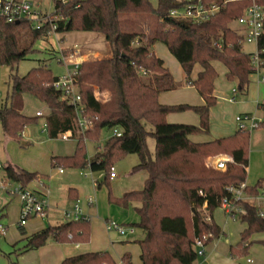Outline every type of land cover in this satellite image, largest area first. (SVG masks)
Segmentation results:
<instances>
[{
  "label": "trees",
  "instance_id": "1",
  "mask_svg": "<svg viewBox=\"0 0 264 264\" xmlns=\"http://www.w3.org/2000/svg\"><path fill=\"white\" fill-rule=\"evenodd\" d=\"M176 6L175 0H159L156 8L149 0H54V15L58 19L40 30H35L31 23H9L0 16L1 66L14 68L32 52L31 48H20L22 31L30 32L34 40L47 37L52 27H56L55 33L91 32L104 36L110 44L111 56L83 62L78 76L84 115L92 120V129L84 134L78 132L74 110L53 89L58 77L47 66L34 68L21 78L12 77L8 98L0 108V125L8 138L20 140L25 128L41 118L23 114L22 96L28 94L45 103L50 110L46 117L48 137L57 140L60 135L73 132V139L77 140L74 154L52 158L53 166L102 171L105 175L97 183L98 188L110 185L117 162L137 155L139 164L134 171H145L148 175L144 188L127 192L121 198L109 194V202L123 208L138 204L134 208L139 219L135 226L144 233V238L136 241L141 264H195L198 261L195 241L200 239L207 245L220 236L219 227L212 221L213 213L220 208L228 187L246 183L249 166L251 131L238 130L233 136L207 143L189 139L210 131V111L217 104L215 62L223 64L226 79L236 84L241 95L249 90L250 78L255 74L251 55L243 51L240 36L229 28L248 4L231 3L203 24L169 19L170 9ZM122 15L154 17L153 32L145 37L139 31H123ZM159 43L179 62L187 82L197 90L204 105L170 106L159 102L160 94L178 88L165 62L153 52L154 45ZM259 50L264 60V36L259 41ZM196 65L201 71L192 80ZM91 82L106 84L108 96L104 100L95 98ZM187 111L199 116L198 127L167 122L168 115ZM114 129L122 133L121 137L112 135L88 158L86 143H99L103 130ZM150 137L156 140L154 155L147 145ZM222 155L229 159L225 170L209 162L210 158ZM3 177L23 189L45 178L10 164L4 165ZM263 189L264 180H260L255 186H247L246 193L257 196ZM242 208L245 215L240 220L246 227L239 242L230 247L233 260L247 256L253 237L264 234L259 208L248 202H243ZM206 215L210 222L205 221ZM6 218L5 209L0 210V225L7 230L3 224ZM19 230L26 236L22 226ZM90 235L91 222L87 218L50 226L23 239L26 244L17 257L51 242L86 243ZM121 260L123 264H132V255L126 253ZM61 264L118 263L108 252H91L67 258Z\"/></svg>",
  "mask_w": 264,
  "mask_h": 264
},
{
  "label": "rangeland",
  "instance_id": "2",
  "mask_svg": "<svg viewBox=\"0 0 264 264\" xmlns=\"http://www.w3.org/2000/svg\"><path fill=\"white\" fill-rule=\"evenodd\" d=\"M32 2L34 4V9L40 10L44 15H54V0H32ZM149 2L154 8L159 4V0H149ZM120 20L123 31H139L144 33L145 37L151 35L156 23L155 18L148 15H122ZM229 28L232 30H239L240 25L237 22H232L230 23ZM19 42L22 50L31 48L32 52L29 53L24 61L20 62L18 66L14 68L0 65V108L8 98L13 76H18L20 78L24 77L30 70L40 66H47L52 70L55 77L59 78L65 75L67 72L66 61L60 62L59 60L62 57V52L67 55L66 50H79L83 56V62L105 59L112 54L111 46L106 42L104 36L91 32L73 31L68 33H50L47 37L34 40L33 35L30 32L22 31L19 35ZM157 46L159 49L158 54L161 56L160 58L165 60V64L169 67L170 71L176 76L178 75V72L181 71L183 75L184 72L181 70L179 62L171 55L167 47L160 43L157 44ZM242 49L246 54H252L256 50L255 46L247 43L242 46ZM170 58L172 59L171 63ZM214 65L218 73L215 82L216 91L220 92L221 97L227 102V98H232L233 90L238 91L237 86L235 83L229 82L226 79V69L223 64L215 62ZM199 69V65L194 67L191 79H194ZM252 80L253 78L251 77V82H253ZM187 84L189 83L187 82ZM251 85L252 83L250 86ZM105 89L106 92L102 99H105L108 96L107 86ZM237 94V98L241 99L242 95L239 91ZM22 101L23 114L31 118H36L37 113L42 112L44 117H41L37 122L28 125L20 140H14L8 137L6 139L0 125V154L4 165L7 166L10 164L21 170L30 173H38L39 175L44 176V179L33 182L28 188H46L47 192L50 190V201L55 206L57 205L59 210H65L69 201L71 203L75 201L71 200L72 197H70V191L71 188H76L80 191L78 199L83 202H87L88 199L94 200L95 211H99V213L93 214L90 218L91 235L89 242L77 244L66 243L67 245L51 242L48 245L54 244L60 247L65 246V248L72 252L73 255L95 250L102 252L107 251L117 263H120L123 252L128 250L132 255L133 264H139L140 248L135 242L144 238L141 229L130 224L123 225L126 229L130 227L134 229V235L128 234L126 236H120L115 232L109 233L106 229V223L108 221H115L114 217L108 212V207L111 205L126 209L116 204H111L109 202V194L114 198H121L127 192L140 191L144 188L145 181L148 178L147 172L134 171V168L139 164L138 156L130 155L117 162L113 167V172L117 176V179L111 180L109 186L104 184L102 188L98 190L96 189V182H101L103 180L105 175L104 172H92L89 168L73 169L63 166H53L52 158H63L74 154L77 140L71 139L69 141H62L50 139L45 131L46 117L50 113L48 106L28 94L22 96ZM112 135L113 130H103L99 143L87 142L86 149L88 158L93 157L98 148H102ZM147 145L150 152L154 155L156 140L151 137L148 138ZM221 157L227 158L222 155L210 158L209 162L214 166V162ZM61 169L63 170V175L60 173ZM1 175L3 176V171ZM10 183L14 186H18L14 182ZM41 184H43L44 187H41ZM18 199L19 197L11 196L7 191L0 189V210L5 209L8 214L7 218L3 221V224L6 227H9L6 231L7 237H0V264H43L42 259H40L36 253L29 254L28 257L26 256L23 259V261H21V256L26 253L17 257L18 251L26 244L24 240L18 241L20 238V232L18 229V223L20 221ZM253 203L257 206H261L260 202L258 203L254 201ZM137 206L138 204H134L132 206L133 210ZM262 206L264 208V205ZM213 214L215 219H220L224 223L227 222V219H230L223 213L221 208L215 210ZM36 218L29 219L25 226L27 232L30 234L37 232L39 228L42 227V224L39 225V221L42 220ZM234 220L237 222L235 224L236 227L240 228L244 226L240 219L237 218ZM47 223L48 222H46V225ZM236 230L238 229L236 228ZM77 245L78 248L76 247ZM40 249L34 251L36 252ZM250 250L247 256L241 257L236 261H241L243 263L252 260L253 263L256 262L257 264L258 261L263 260L261 255H251ZM199 259L200 258H198V261L195 264H198Z\"/></svg>",
  "mask_w": 264,
  "mask_h": 264
},
{
  "label": "built area",
  "instance_id": "3",
  "mask_svg": "<svg viewBox=\"0 0 264 264\" xmlns=\"http://www.w3.org/2000/svg\"><path fill=\"white\" fill-rule=\"evenodd\" d=\"M177 6L170 9L168 13L169 19L178 21H188L193 24H203L213 20L227 5L231 3H245L248 6L243 11V15L233 20L240 25L239 30L235 31L239 36V44L245 43L255 46L256 50L251 55L252 66L259 82L264 83V60L262 59V51L259 50V41L264 36V1L263 0H181L176 1ZM0 16L4 17L9 23H21L22 21L31 23L35 30H40L45 24L52 25L58 19L55 15H44L40 10L34 9L32 0H0ZM56 27H52L51 33H55ZM67 55L62 52L60 62L66 61L67 72L62 77H59L53 83V89L60 95L61 100L66 101L74 110L75 124L80 134L92 129V120L84 115V106L82 104L81 93L79 89V72L83 63L81 52L77 49L66 50ZM145 75V72H142ZM94 88V96L98 100H104L102 97L106 92V86L103 83H90ZM236 90L232 92L231 102L236 101ZM38 117H43L42 112L37 113ZM238 130L254 131L260 123L254 115L244 114L239 115L235 119ZM47 124L45 123V131L47 132ZM113 135L121 137L122 133L114 129ZM73 132H67L58 137V140L69 141L73 139ZM229 159L221 157L214 162V167L219 170H225L226 162ZM4 170L0 154V189L7 191L11 196H17L22 202L20 213V226H26L29 219L33 217H45L48 208V199L40 196L37 192L31 189H23L22 187L14 186L1 173ZM63 173V170H60ZM115 173L112 171L111 180L116 179ZM41 187H44L41 184ZM246 184L239 187H228L227 195L224 197L220 208L224 214L230 219H240L245 215V210L242 208V203L247 202ZM202 194V193H200ZM256 200L264 199V189L262 194L253 197ZM94 202L90 200V205ZM206 208V206L204 207ZM259 217L264 219V211L259 210ZM65 218L68 221H79L83 217L82 210L78 203L74 205L72 210L66 211ZM206 222H210L211 218L206 215ZM108 232H117L125 236L134 234L132 227L126 229L122 224L116 221H108L106 223ZM6 229L0 225V235L6 234ZM195 249L198 258L205 254V245L202 240L195 241ZM251 262V261H249Z\"/></svg>",
  "mask_w": 264,
  "mask_h": 264
},
{
  "label": "crops",
  "instance_id": "4",
  "mask_svg": "<svg viewBox=\"0 0 264 264\" xmlns=\"http://www.w3.org/2000/svg\"><path fill=\"white\" fill-rule=\"evenodd\" d=\"M158 50L159 49H158L157 44L154 45L153 52L156 54V56L160 58L161 56H159ZM162 60L165 62L164 59ZM171 62H172V59L170 58V63ZM200 71L201 69L198 70L194 79L192 80H195L197 78ZM171 73L175 79V82L178 85V88L174 91L165 92V93L160 94L159 102L162 105H170V106H174V105L202 106L204 105V100L198 94L197 90L190 84H187L185 73L182 75L181 71H179L177 76L174 75L173 72ZM225 75H226V72H225ZM252 78H253L252 80L253 82H251V78H250V82L252 83V85L249 87L247 94L242 95L241 99H238L237 98L238 94H236L237 99L234 102H231L229 98H227L228 100H226L227 102H225V100L221 97L220 92L216 91V87H215L214 95L217 98L218 102H217V105L214 108H212L210 111V131L209 133L189 137V139L194 143H207V142H211L217 139H222V138L233 136L238 131V127L235 121L236 117L239 115H244V114L254 115L257 121L261 125L258 129L251 132V137H250L249 166L247 169V180L245 183L246 186H249V187L255 186L260 180H264V83L259 82L258 77L256 75H253ZM167 122L170 124L192 125V126L198 127L200 125V118L194 112L187 111L184 113H175V114L168 115ZM4 137L7 139V136L5 134H4ZM1 159H2V156H1ZM2 163L4 165L3 159H2ZM61 175H63V173ZM97 183L99 182L98 181L96 182V189L100 190L102 187L98 188ZM31 190L37 192L42 197H46L49 201L45 217H40V216L38 218L33 217V218L42 220V221H39V225L42 224V227L39 226L40 228L37 232H40L50 226L55 227V226H59V225L67 223L68 220L65 218V213L66 211L72 210L74 205L77 203L82 210L83 217L89 220L93 214L99 213V211H95L94 200L88 199L87 202H83L78 199L80 196L79 189L71 188L70 197H72V199H77V200H75L72 203L69 201L67 204V208H65V210H59L58 206L57 205L55 206L50 201V196H51L50 190L47 192L46 188H40V187L38 189H31ZM261 194H262V191L257 196ZM247 196H248L247 198L248 203L259 208V210L264 211V208L262 206L264 205V199L256 200L253 198L255 196L248 195V194ZM90 200L94 202L93 205H90ZM18 201H19L18 206H19V217H20V213L22 209V202L20 198L18 199ZM254 201L258 203L260 202L261 206H257L255 203H253ZM50 203L52 206L50 205ZM132 206L133 205H130L126 209H121L119 207H114L110 205L108 207V212L112 215V217H114L117 223L119 222L122 225L130 224V225L135 226L138 223L139 219H138L137 214L134 212ZM212 221L219 227L220 236L214 241L209 242L207 245H205V254L203 257L199 259L198 264H256V262L253 263L252 260H248L247 262L242 263L241 261L233 260L230 257V247L233 245H236L239 242L240 235L246 227L245 224L244 226L238 228L235 225L237 223L235 220L227 219V222L224 223L220 219H215L214 214L212 216ZM46 222H48L47 225H46ZM8 228L9 227L7 226V230ZM19 228H20V225H19ZM236 228L238 230H236ZM23 230L26 232V236H22L19 230L20 238L18 239V241L23 240L26 237L37 233V232H34L30 234L29 232H27V229L25 228V226L23 227ZM115 233L118 234L117 232ZM129 235H134V234H129ZM0 237L6 238L7 233L4 236H0ZM252 241H253V245L250 248L251 255L253 254L261 255L263 260L258 261L257 264H264V234L254 236ZM76 247L78 248V245ZM92 252H102V251L95 250ZM104 252H107V251H104ZM32 253H36L37 256L40 259H42L43 264H61L65 259L77 256V255H73L72 252L68 251L65 248V246L60 247L58 245L52 244V245L44 246L39 251H36V252L33 251V252H28L24 254L23 256H21V261H23V259L26 256L28 257L29 254H32ZM86 253H91V252H86ZM86 253H81V254H86ZM126 253H130V252L128 250H125L121 256V259L123 255H125ZM81 254H78V255H81ZM139 257H140V254H139ZM118 264H123L122 260H120V263ZM139 264H141V262Z\"/></svg>",
  "mask_w": 264,
  "mask_h": 264
},
{
  "label": "water",
  "instance_id": "5",
  "mask_svg": "<svg viewBox=\"0 0 264 264\" xmlns=\"http://www.w3.org/2000/svg\"><path fill=\"white\" fill-rule=\"evenodd\" d=\"M16 24H19V23H16Z\"/></svg>",
  "mask_w": 264,
  "mask_h": 264
}]
</instances>
